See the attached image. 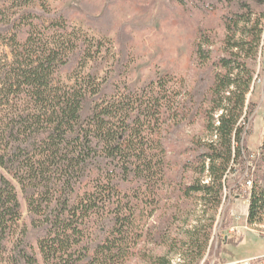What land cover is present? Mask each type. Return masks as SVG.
Returning <instances> with one entry per match:
<instances>
[{
	"label": "trees",
	"instance_id": "obj_1",
	"mask_svg": "<svg viewBox=\"0 0 264 264\" xmlns=\"http://www.w3.org/2000/svg\"><path fill=\"white\" fill-rule=\"evenodd\" d=\"M176 2L196 32L193 86L172 75L119 85L120 61L99 78L102 44L65 16L0 10L12 55L0 53V264H200L242 165L248 224L264 226V145L254 171L245 148L264 0Z\"/></svg>",
	"mask_w": 264,
	"mask_h": 264
},
{
	"label": "rangeland",
	"instance_id": "obj_2",
	"mask_svg": "<svg viewBox=\"0 0 264 264\" xmlns=\"http://www.w3.org/2000/svg\"><path fill=\"white\" fill-rule=\"evenodd\" d=\"M13 1L0 0V10L18 15L32 11L43 21H50L54 14L63 15L92 37L96 44L101 43L104 57L92 64V70L89 69L99 78L107 77L109 68L120 61L123 67L109 75L111 81L119 85L128 82L139 89L163 75L183 78L190 86L199 81L201 73L196 68L192 47L196 32L190 28L187 14L176 0H28L27 6V0ZM43 3L51 8V14L44 13ZM5 14L1 12L0 18ZM0 53L3 58H12L5 44L1 45ZM258 62L257 81L248 98L255 112L250 124L251 133L245 139L253 169L251 171H254L264 145V47ZM62 80L68 83L70 77L62 76ZM202 129L196 123L187 128L186 134L199 133ZM234 170L229 185L236 182L238 188L229 195L221 209L212 231L210 246L200 264H226L264 257V226H250L247 219L252 178L243 165ZM192 176L188 172L187 180ZM17 190L23 209L22 222H28L24 197L19 188ZM180 225L183 226L180 221L174 223L172 236L177 235ZM143 247L145 251H154L158 255L167 251L166 247H154L147 243L140 244L138 249ZM142 259L136 255L128 264H146ZM174 262L179 261L175 259Z\"/></svg>",
	"mask_w": 264,
	"mask_h": 264
},
{
	"label": "built area",
	"instance_id": "obj_3",
	"mask_svg": "<svg viewBox=\"0 0 264 264\" xmlns=\"http://www.w3.org/2000/svg\"><path fill=\"white\" fill-rule=\"evenodd\" d=\"M226 264H264V257L253 258V259H242L235 262H230Z\"/></svg>",
	"mask_w": 264,
	"mask_h": 264
},
{
	"label": "bare ground",
	"instance_id": "obj_4",
	"mask_svg": "<svg viewBox=\"0 0 264 264\" xmlns=\"http://www.w3.org/2000/svg\"><path fill=\"white\" fill-rule=\"evenodd\" d=\"M248 185H251V183H248Z\"/></svg>",
	"mask_w": 264,
	"mask_h": 264
}]
</instances>
